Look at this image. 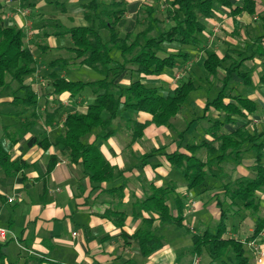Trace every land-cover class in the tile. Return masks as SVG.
Here are the masks:
<instances>
[{
    "label": "crops",
    "instance_id": "obj_1",
    "mask_svg": "<svg viewBox=\"0 0 264 264\" xmlns=\"http://www.w3.org/2000/svg\"><path fill=\"white\" fill-rule=\"evenodd\" d=\"M88 1L36 0L34 6H28L26 0H0L5 25L17 26L23 30L24 47L32 52L35 59L36 71L33 75L25 77L24 83L30 84L37 94V112L40 117L29 132L21 137L16 136L17 141L11 145L10 139L4 133V126L8 128L9 133L17 134V131H14L15 126L12 124L19 121V116L14 115L15 111L11 110L13 106L11 101L15 94L13 91H17L19 84L16 83L12 90L0 92V142L9 152L11 159L21 157L30 164L25 170L0 182V226L9 230L7 239L13 238L2 248V251L6 254L8 261L18 260L19 264H22L23 257L27 253L45 256L49 260L62 264H221L219 259H212L207 249H203L199 256L192 255L190 253L192 249L190 233L205 229L214 230L220 217L221 208L226 210L230 203V199L224 195V189L223 193H219L215 187L220 188L222 186L223 188L225 184L238 177H253L254 172L251 166L255 159L254 152L249 149V144L246 147L245 144L240 161L229 167L231 172L228 173L227 161L223 162V173L219 177L207 176L198 188L190 190L187 189L184 177V180H180L178 177L170 176L171 166L165 157V153L168 154L176 150L186 152L185 145L188 142L196 143L200 140H209V136L204 132V129L209 125L208 119L223 118L224 114L211 108L206 117L201 118V115L206 102L212 100L218 90L209 100L200 93L199 87L189 94L191 97L192 93L196 92L197 95L193 99L200 106L202 112L197 117L186 119V121H182V118L180 120L179 117L181 116H176L177 114L176 117H172L170 121L175 123L177 121L185 122L183 129L175 126L179 128H174L176 134L166 131L164 129L166 125L151 123L143 129L140 138L129 144L130 133L126 125L123 129L119 127L118 121L123 120L125 122L126 118L131 117L139 122H144L150 120L151 115L141 111L131 113L120 107L119 116L121 118L118 116L113 120L117 127L116 133L103 139L101 137L102 130L96 127L82 136L81 141L83 143L94 142L112 165L125 170L121 179L108 183H91L82 164L72 162L70 156L63 152L61 145H50L47 149H43L38 145L29 146L27 144L28 139L33 135L39 138L47 137L53 142L54 138L64 131L63 122L66 115L73 111L85 113L87 106L95 98V94L89 87L75 96L70 95L67 91L55 95L51 82L45 83L41 80L43 74H46L51 81L48 76L51 72H56L58 75L71 80L77 74V65L79 71L83 66H86L80 63V59L76 58L75 52L72 50L73 41L70 35L63 34V31L67 28L86 24L82 13V4ZM127 1L147 3L155 7L151 1ZM233 2L240 4L241 1L233 0ZM214 9V15L211 18L202 20L206 26L202 34L205 35L204 37H210L209 32L215 29L214 35L220 37L218 42L224 46V49L210 47V45H205L204 41L200 54L198 53L195 57L189 54L188 59L190 61L185 62V64L197 60V64L199 63L198 65L205 73L206 79L208 74L203 68L204 54L202 49L214 50L219 57L228 52L229 58L222 63V67L218 68V71L222 69V75H219L220 82V78L226 72L224 67L231 61L248 56L251 50L250 45L257 36L264 32L261 19L264 14V0H256L254 14L242 12L233 16L229 9L220 5L215 6ZM125 18L129 19L126 15ZM257 19L261 20V33H256L258 32L255 29ZM132 21L127 20V22ZM103 31L105 30L100 31L101 36L107 40L108 36L106 38L102 33ZM199 39H201L200 36ZM51 51L58 54L53 59L45 60L38 56ZM114 52L116 53L115 58L112 57L119 61L120 53L113 51L112 55ZM184 52L189 53L190 51L185 50ZM237 53L241 55L238 56ZM55 59L65 60L66 63L51 67L50 62ZM180 60L176 66L167 68L158 75H144L136 72V79H140L147 86L157 87L163 95L172 94L173 89L179 85L174 81L179 78L176 76L178 75L177 66ZM239 70L249 73L251 84H243L242 80L233 74V81L231 79L229 84L230 93L233 96L247 97L256 103L257 110L249 116V124L258 125L263 121L261 120V108H264V83L260 81V76L264 73V58L245 59L242 61ZM124 74L125 72L122 75ZM34 75L42 76L36 79L30 78ZM122 75L116 82L120 86H127L132 80L124 82ZM235 79L238 81L237 83H234ZM166 84L171 88L170 93L161 91V87L166 86ZM242 85L246 90L244 93L241 91ZM220 86L221 82L219 88ZM225 101H230V99H225ZM182 108L183 106L179 111L180 113ZM46 112L51 114L54 112L52 125H46ZM107 115L106 112L102 113L103 118ZM20 117L21 121L25 122V116ZM191 120L193 122L188 125ZM242 121V119L237 118L235 123L224 124L221 130L224 133H230L237 129ZM185 128H187L186 131H183ZM247 129L250 132H264V128L252 130L251 127L247 126ZM199 130L202 132L200 136L198 135ZM167 138L169 142H165ZM147 144L150 145V148H147ZM158 148L162 152L150 157L148 163L142 165L140 156L151 149ZM50 155H56L58 161L50 174L45 176ZM144 179H146L147 188H144ZM122 182L124 189L123 197L120 200L105 192L106 188L117 186ZM168 183L174 184L175 192L182 197L185 204L184 227L160 223L156 220L153 223V228L155 234L161 237L162 245L149 255L144 256L139 250L138 243L134 240L125 241L121 231L127 234L134 233L141 226L142 217L149 216L146 212H143L142 216L135 215L138 211L135 202L144 197L148 185L165 186ZM256 196L260 204V211L258 212L260 215L257 214V217L263 218L264 189L257 191ZM8 198H12V201H8ZM173 203L174 201L171 200L169 204L175 211ZM226 203L228 204L226 205ZM232 207L234 208L233 213H235L236 206L233 205ZM107 209H117L125 213V220L121 227L104 215ZM237 214L239 213L236 212ZM252 214L249 216L252 224L245 233H242L243 230L241 232L242 216H237V220L230 224L232 219L228 215L225 236L243 242L244 253L249 264H264V233L255 239L262 252L260 263L257 262L258 255L247 244L257 219V217L254 219ZM236 215L234 216L236 217ZM9 219L12 220L10 225ZM210 226L213 229H210ZM186 228L190 233L186 232ZM0 242L4 241L0 240ZM12 246L15 247V252L13 259H10L8 250ZM246 247L251 251V258L246 252Z\"/></svg>",
    "mask_w": 264,
    "mask_h": 264
},
{
    "label": "trees",
    "instance_id": "obj_2",
    "mask_svg": "<svg viewBox=\"0 0 264 264\" xmlns=\"http://www.w3.org/2000/svg\"><path fill=\"white\" fill-rule=\"evenodd\" d=\"M28 6H34L36 0H26ZM167 4L166 18L172 22L168 27L161 26L163 21L155 16V7L141 2H128L127 0H89L82 4L85 25L67 28L63 34H69L74 47L76 58L80 63L93 69L101 78L93 81L68 80L56 72L48 76L51 79L53 93L58 95L69 92L75 96L86 87L91 88L95 98L90 103L86 112L73 111L66 115L63 126L64 131L58 134L51 142L47 137L39 138L31 136L27 144L38 145L47 149L50 145H61L63 152L70 156L74 163H81L91 183L101 184L111 182L123 177L124 169L112 165L101 153L94 142L83 143L81 137L93 128L99 127L106 139L117 131L113 120L119 116V108L122 107L131 113L146 112L151 119L139 122L133 118H126L125 125L130 133L129 144L135 142L143 134V129L148 124L169 125L174 117L188 100L189 94L198 88L188 79L181 82L173 89L172 94L163 95L157 87L147 86L140 79L132 80L127 86H120L116 81L126 71L133 69L138 74L158 75L167 68H173L178 60L187 58L188 54L182 50L168 52L163 56L158 54L163 51L164 43H179L184 46L198 45L199 36L205 31L203 19H209L214 15L215 5L229 9L233 16L242 12L254 14L256 0H240L235 4L233 0H164ZM134 13L135 19L127 22L125 15ZM143 17L144 28L134 31L135 23ZM264 30V14L261 16ZM124 30L121 35L120 30ZM108 33L104 40L100 31ZM24 32L17 26H6L4 14L0 3V92L10 81H17L19 87L13 95L11 104L16 108L14 115L25 116V122L17 129V134L8 132L4 126V133L13 145L17 138L29 132L39 120L37 112L38 97L32 86L24 83V78L35 73L36 62L32 52L24 47ZM248 56L231 61L224 67L225 75L220 78L221 86L215 97L206 102L201 118L207 116V112L213 108L223 112V118L208 119L209 125L204 132L209 140H200L196 143L188 142L185 145L186 152L173 151L165 157L171 167L179 170L183 175L187 189L198 188L207 176L219 177L223 173L222 163L232 159L238 163L242 156L243 146L249 144V149L255 154L254 163L251 166L253 177H238L223 186L224 195L230 199V203L240 202L241 207L253 214H258L260 204L257 199V191L264 189V132H250L247 129L249 116L257 110L256 103L241 95H231L230 81L236 74L245 85H250L248 72L240 71L243 60L253 57L264 58V32L257 36L250 45ZM118 51L121 61L111 66L114 58L111 53ZM204 54L203 68L207 72L206 80L216 77L218 68L229 58L228 52L222 57L214 50L202 49ZM240 56V53H237ZM65 60L55 59L50 62L54 67ZM9 78V80H7ZM264 83V73L260 76ZM117 92V93H115ZM21 93V94H19ZM230 99V101H225ZM108 115L102 117V113ZM46 125H52L54 112H46ZM120 117V116H119ZM121 118V117H120ZM237 118L244 120L242 124L230 133H224L221 129L226 123H235ZM191 120L190 123H192ZM185 128L183 131H186ZM13 135V136H12ZM162 151L160 148L151 149L142 156V165L148 163V159ZM58 161L56 155H50L45 176H48ZM30 164L21 157L11 159L9 152L0 142V182L5 178L14 176L25 170ZM45 189V186H44ZM124 183L105 189L107 194L121 199L123 197ZM174 201L175 211L169 204ZM137 212L142 216L143 212L149 214L142 217L141 226L132 234L121 231L125 241H136L142 255L146 256L161 247V237L156 235L153 223L173 224L184 227L185 204L175 192V186L168 183L165 186L148 185L143 198L135 202ZM104 215L114 224L122 226L125 220L123 211L107 209ZM228 213L221 208L220 217L213 231H204L191 234L192 255H200L203 249H207L212 259H219L221 264H249L244 253L243 242L239 239L225 236L227 230ZM12 220L9 219V225ZM264 219L257 217L249 240H255L262 230ZM8 225V226H9ZM13 238L0 242V264H19L18 260L8 261L2 248ZM248 240V241H249ZM230 255V256H229ZM22 264H62L52 261L45 256L27 253L23 257Z\"/></svg>",
    "mask_w": 264,
    "mask_h": 264
},
{
    "label": "rangeland",
    "instance_id": "obj_3",
    "mask_svg": "<svg viewBox=\"0 0 264 264\" xmlns=\"http://www.w3.org/2000/svg\"><path fill=\"white\" fill-rule=\"evenodd\" d=\"M145 1H151V3L155 6V10H156L155 11V16L163 21V24L161 26L166 28V27H168V26H170L172 24V22L166 18L167 4L165 3V1H163V0H145ZM215 6H219V5H215ZM126 16H127V18H129L127 20H134L135 19L134 18V14L128 13V14H126ZM140 18H141L140 22L139 23H135L136 25L134 26V31L141 30L145 26V23L143 21V17H140ZM255 29L258 31L256 33H261L262 32L261 20L257 21V25H256ZM120 32H121V35L124 34L123 29H121ZM102 33L107 38V36H108L107 31H103ZM214 34H215V29H212L209 32L210 37H207V36L204 37L205 35L201 34L200 35V37H201L200 40L201 41H200V43L198 45H195V46H192V45L184 46V45H181V44L175 43V42L174 43H164L163 44V51H159L158 54L160 56H163V55H165L168 52H176L178 50H182V51L189 50L190 52L187 53L188 56H189V54H192L195 57V55H197L198 53L200 54L201 47L204 44V41H205V45H210V47H213V48L214 47H219L220 49H224V46L221 43L218 42L220 37H218V35H214ZM115 54H116L115 52L113 53V55L111 53V55L114 58H115ZM57 55L58 54L56 52L51 51V52H48V53H45V54H40L38 56H40L41 59L49 60V59L55 58ZM119 61H121V57H120ZM119 61L114 59V62L111 64V66H115L116 62L118 63ZM187 61H190V59H188V57L187 58H181V60L179 61V64L177 66V73L179 74V78L176 81H174V82H177V84H180L181 82H183V81H185L187 79H191L199 87L198 89H200V93L204 97H206L207 100H209L210 98H212V96H214L216 91L219 89V85H220L219 75L220 76L222 75L221 74L222 73V69H219L216 77H210L209 80H206L205 79V75H204L205 73L201 69L200 65H198L199 63L197 64L198 61L196 60V61H193L190 64H185V62H187ZM41 70H43V69H41ZM40 76H42V75H34V76H31L30 78L36 79V78H40ZM122 77L124 78V82L131 81L133 79H136V72L133 69L128 70V72H125V74L122 75ZM97 78H101V76L97 72H95L94 70H92V69H90V68H88L86 66H83L81 71H79V67L77 65V74H75V76H73L71 78V80L88 81V80H94V79H97ZM7 80H9V78ZM41 80H43V82H45V83H50L51 82L47 78L46 74H43V78L41 77ZM41 80H39V82H42ZM232 81H233V79H232ZM34 82H36V81H34ZM235 82L237 83L238 81L235 79L234 83ZM16 83H18V82L9 80V83L7 84V86L1 92L4 93L5 91L7 92L9 90L14 89ZM244 89H245V87L242 85L241 86L242 93H244L246 91ZM161 91L163 93H170L171 92V88L168 86V84H166V86L164 85V86L161 87ZM249 91H251V89H249ZM16 92L17 91L14 90L13 94L16 93ZM19 94H21V93H19ZM195 95H197V94L194 91L192 93L191 97H189L188 100L183 104V108L181 110L182 112L181 113L180 112L177 113L176 116H178V115L181 116V117H179V119L182 118V121H186V119H190L192 117H197V115L202 112L201 109H200V106L197 105L195 103L196 101L193 99ZM16 108L17 107H15L13 105L11 107V110L15 111ZM179 119H177V120H179ZM261 120H263V121L260 122L258 125H255V124L251 123V125L248 124V126L251 127L252 130H260V129L264 128V108L263 107L261 108ZM124 123L125 122L123 120H119L118 121V126L123 129L124 126H125ZM22 124L23 123L21 121V117L19 116V121H15L12 124V126H15V130L14 131H17V129H19L22 126ZM175 126H178V127L183 129L184 126H185V122L177 121L175 123L173 121H170L169 125L164 126V129H166V131H168V132H171L172 134H176V132L174 130V128H176ZM37 128H36V131H37ZM176 129H179V128H176ZM198 135L199 136L202 135V132L200 130L198 131ZM187 137H190V136L187 135ZM187 137H186V139H188ZM165 142H169V139L168 138L165 139ZM149 146L150 145H148L147 148H150ZM246 146H248V144H246L245 147ZM226 164L225 165L228 167V173H229V172H231L229 167L230 166H234L235 162L233 160H231V159H228ZM170 169H171L170 176L178 177L180 180H184L183 176L181 175V173L178 170H176L174 168H171V167H170ZM143 177H144V175H143ZM144 181H143L144 188H147L146 179H144ZM215 189H218L219 193H221V192L223 193L222 186H220V188L215 187ZM227 204L228 203H226V205ZM233 205L236 206L235 213H233V211H234V208L232 207ZM224 206H225V204H224ZM226 211L229 213L228 215L231 216V219H232V220H230L231 221L230 224H232L235 220H237V216H242L241 217V221H242L241 232H242V230L244 231L242 233L247 232L248 228L252 224L251 218L249 217L250 214H252V213L250 211H247V212H249V213H247L246 210L241 207V204H240L239 201H237L236 203H233V204L229 203L227 205V207H226ZM236 212L239 213V214L236 215ZM240 213H241V215H240ZM234 215H236V217ZM252 215L254 216V219H256L257 214H252ZM258 215H260V213ZM199 229H201V228H199ZM210 229H213V228L210 226ZM8 251H9L10 259H13V254L15 252V247L12 246ZM246 252L249 255V257L251 258L252 257L251 251H249L247 249V247H246Z\"/></svg>",
    "mask_w": 264,
    "mask_h": 264
},
{
    "label": "built area",
    "instance_id": "obj_4",
    "mask_svg": "<svg viewBox=\"0 0 264 264\" xmlns=\"http://www.w3.org/2000/svg\"><path fill=\"white\" fill-rule=\"evenodd\" d=\"M176 77L178 78L179 74ZM8 201H12V198H8ZM263 219H264V217H263ZM263 233H264V224H263V227H262L260 234H263ZM8 234H9V230L6 227L0 226V240L1 241L7 240ZM247 244L253 249L255 254L258 255L257 262L260 263L262 261V252H261L259 246L256 244L255 240H249L247 242Z\"/></svg>",
    "mask_w": 264,
    "mask_h": 264
}]
</instances>
